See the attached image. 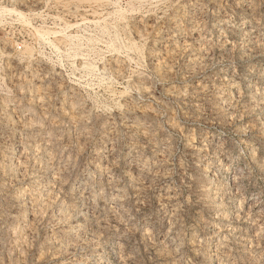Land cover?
<instances>
[{"label": "rangeland", "instance_id": "obj_1", "mask_svg": "<svg viewBox=\"0 0 264 264\" xmlns=\"http://www.w3.org/2000/svg\"><path fill=\"white\" fill-rule=\"evenodd\" d=\"M0 171V264H264V0H0Z\"/></svg>", "mask_w": 264, "mask_h": 264}, {"label": "bare ground", "instance_id": "obj_2", "mask_svg": "<svg viewBox=\"0 0 264 264\" xmlns=\"http://www.w3.org/2000/svg\"><path fill=\"white\" fill-rule=\"evenodd\" d=\"M42 34V33H41ZM1 172V171H0ZM170 264V263H169Z\"/></svg>", "mask_w": 264, "mask_h": 264}]
</instances>
